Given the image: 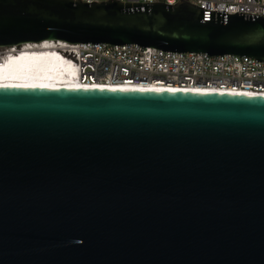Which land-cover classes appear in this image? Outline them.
<instances>
[{"label": "water", "instance_id": "95a60500", "mask_svg": "<svg viewBox=\"0 0 264 264\" xmlns=\"http://www.w3.org/2000/svg\"><path fill=\"white\" fill-rule=\"evenodd\" d=\"M45 41L264 62V17L0 0V49ZM0 264H264V97L0 87Z\"/></svg>", "mask_w": 264, "mask_h": 264}, {"label": "built area", "instance_id": "2783aa9c", "mask_svg": "<svg viewBox=\"0 0 264 264\" xmlns=\"http://www.w3.org/2000/svg\"><path fill=\"white\" fill-rule=\"evenodd\" d=\"M86 3L108 0H82ZM123 3H164L180 0H119ZM206 11L252 14L264 17V0H184ZM59 43V42H58ZM66 44V43H65ZM61 60L70 65L83 84L155 85L264 94V62L236 55L172 53L135 44H67L58 47Z\"/></svg>", "mask_w": 264, "mask_h": 264}, {"label": "bare ground", "instance_id": "6f19581e", "mask_svg": "<svg viewBox=\"0 0 264 264\" xmlns=\"http://www.w3.org/2000/svg\"><path fill=\"white\" fill-rule=\"evenodd\" d=\"M67 44L59 42H43L40 44L25 45L19 50L16 48L8 49L7 54H11L8 63L5 66L0 64V87L2 85H25V88H42V89H101L112 91H139V92H180V93H205V94H222L238 95L249 97H264L263 95L249 92L225 91L214 88H169L155 85H99L83 84L77 79L74 69L61 60L58 53V47H65ZM39 54V55H38ZM4 55V54H2ZM20 55V56H19ZM18 56V57H17ZM26 59L21 64L20 60ZM37 61L40 64H35ZM38 65L42 66L38 70ZM30 69V70H29ZM29 70V71H28ZM38 72H41L39 74ZM21 88V87H20Z\"/></svg>", "mask_w": 264, "mask_h": 264}, {"label": "snow or ice", "instance_id": "6c2138e0", "mask_svg": "<svg viewBox=\"0 0 264 264\" xmlns=\"http://www.w3.org/2000/svg\"><path fill=\"white\" fill-rule=\"evenodd\" d=\"M4 88H9V87H13V88H20V87H26L25 85H8V84H4L2 85Z\"/></svg>", "mask_w": 264, "mask_h": 264}, {"label": "clouds", "instance_id": "9594fccd", "mask_svg": "<svg viewBox=\"0 0 264 264\" xmlns=\"http://www.w3.org/2000/svg\"><path fill=\"white\" fill-rule=\"evenodd\" d=\"M57 44H58V43H57ZM59 57H60V56H59ZM35 64H40V62L37 61ZM41 68H42V66L38 65L37 69H38V70H41ZM38 73L41 74V72H38Z\"/></svg>", "mask_w": 264, "mask_h": 264}, {"label": "rangeland", "instance_id": "374dc122", "mask_svg": "<svg viewBox=\"0 0 264 264\" xmlns=\"http://www.w3.org/2000/svg\"><path fill=\"white\" fill-rule=\"evenodd\" d=\"M18 50H19V49H18ZM6 51H7V50H5V49H0V53H1V54H4Z\"/></svg>", "mask_w": 264, "mask_h": 264}]
</instances>
